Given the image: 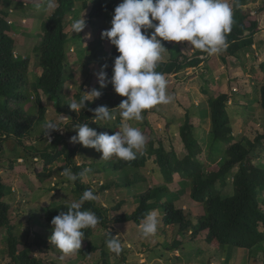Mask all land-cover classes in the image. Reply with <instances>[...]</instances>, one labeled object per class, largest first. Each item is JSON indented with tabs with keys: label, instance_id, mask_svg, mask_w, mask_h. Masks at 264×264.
<instances>
[{
	"label": "rangeland",
	"instance_id": "1",
	"mask_svg": "<svg viewBox=\"0 0 264 264\" xmlns=\"http://www.w3.org/2000/svg\"><path fill=\"white\" fill-rule=\"evenodd\" d=\"M83 1H76L73 13L67 19L70 40L65 59L67 66V77L64 82L66 99L63 102L65 109L71 102H80V97H77L76 93L85 97L93 89L102 92L109 90L108 86L100 87L97 73L101 70L105 71V59L112 44L107 39L100 42L99 38L104 29L107 30L111 27L114 13L110 12L107 19L101 17L90 19L91 0L87 7H83ZM233 1L228 0L232 8ZM25 3L27 4L21 7L14 5L9 7L2 5L1 7L11 13L8 19L16 25L20 40L15 47V55L31 59L29 78L34 82L42 73L39 54L35 47L42 39V33L52 10L45 13L37 9L38 3L34 6L28 2ZM241 8L251 10L252 14L257 13L258 15L261 30L254 36V39H258L255 45L254 43L247 45L240 49L236 55L230 56L225 49L214 55L198 54L197 49L188 48V42L162 41L166 47L162 54V61L172 58L170 48L166 46V43H172L175 45L173 49L175 56L183 53L189 57L188 61L199 57L201 62L198 65L185 66L175 73L164 74L168 80L167 92L174 97L171 103L154 106L149 109L148 116L143 112L142 119L139 121L134 119L126 121L130 126L138 128L142 132L143 121L147 117L153 127L155 139L163 141L168 150L173 147L182 158L187 150L179 134V127L183 124L186 114L189 113L195 126V134L204 148L199 159L204 164L210 165V168L217 166L215 165L217 162H212V158L216 157L217 152L210 147L211 117L208 106L210 95L215 96L222 91L229 94L228 112L232 119V132L231 140L222 145L223 148L243 137L254 140L264 132V109L259 102L260 87L264 84V72L261 69L264 62V39L259 37L263 29V22L260 19L264 14V2L262 0H246L241 4ZM83 15L86 20V28L80 33H73L72 22L82 18ZM152 31L154 30L149 29V35ZM223 53L227 54V63L222 60ZM249 53L250 57H248ZM179 60L182 61V58ZM40 91L43 95V91ZM45 101L48 107L46 119L33 129L32 140L27 142L34 146L33 152L25 150L23 147H19L15 151L7 148L5 144L6 149L0 158V163L3 166L0 169V174L10 189L5 200L12 206V213L16 217V234L22 240L34 244V253L44 260V264H48L50 261H58L62 264H102L101 249L91 252L87 257H84L79 250L61 260V253L49 242L52 228L46 224L44 219L45 210L51 206L78 202L80 194L76 191L75 182L69 181L61 175L60 161H57L49 169H44L36 148L48 146L54 140L53 132L46 133L45 125L49 122L64 127L56 132L67 136L66 125L74 119H78L82 107L78 113L72 110L76 115L74 117V114L58 112L59 107L55 98L48 97ZM98 102L99 98H94L86 101V104L89 106ZM31 106L32 101L28 102L26 108L30 111ZM113 116L112 120H97L90 127L97 132L108 133L109 127L113 126L116 121L115 113ZM79 145L75 160L77 164L92 169V173L84 178V181L96 193L98 203L110 209V218L120 214L134 213L140 204L142 194L148 193L153 188L155 195L158 192V187L165 185L155 156H152L139 169L115 170L114 157L102 160V153L93 148ZM250 155L255 163L264 165V145L258 143ZM181 181L183 179L177 176L176 180L169 185L170 190L166 195L150 200L154 201L151 211L155 210L159 219L157 232L154 236L147 239L142 238L139 232L140 224L134 221H113L109 228H95L92 237L84 238L83 241L91 240L95 245L108 251L111 264H264V242L262 248L254 249L252 256L247 249H235L232 256L227 258L224 248H216L205 241L204 233L195 237L191 232H186L181 237L178 227L172 229L164 226L161 207L163 202H176L178 207L186 210L187 217L194 222H196V216L201 213V205L191 198L188 180L184 181L185 184H182ZM221 188L224 193H232V177H229L227 185ZM260 198L264 199V190L261 192ZM261 204L264 209V203L261 202ZM109 232L112 236H116L121 243L122 252L119 255L110 252L107 248L106 241L110 238ZM38 233L47 241L42 244L40 249L35 244ZM178 238L183 241V244L174 249L170 245ZM0 264H13L8 253V231L6 229L0 232Z\"/></svg>",
	"mask_w": 264,
	"mask_h": 264
},
{
	"label": "trees",
	"instance_id": "2",
	"mask_svg": "<svg viewBox=\"0 0 264 264\" xmlns=\"http://www.w3.org/2000/svg\"><path fill=\"white\" fill-rule=\"evenodd\" d=\"M0 158L2 157L6 146L17 151V148L23 147L30 152L34 146L27 144L32 140V131L46 119L48 110L45 99L55 98L59 107L58 112L74 114L70 107L64 108L65 88L67 66L65 63L67 45L70 40L69 15L77 0H56V8L48 16V22L42 39L35 47L39 54V65L42 73L37 80L32 82L29 78V67L31 59L29 57L15 55V47L18 44L16 25L9 21L10 11L3 6H24L28 2L31 6L39 3V0H0ZM122 0H91L90 19H107L109 13L113 12L116 6ZM245 0L233 1V24L231 31L226 33L227 47L224 48L227 54L236 55L240 49L251 45L254 42V36L261 30L258 15L252 14L251 10H244L241 4ZM89 5V0L83 1V7ZM105 30V29H104ZM103 30V31H104ZM102 31V32H103ZM148 34H149V30ZM102 42V38H99ZM170 48L172 58L160 61L157 65V71L166 73H175L185 66L198 65L201 62L199 57L189 60L186 54L174 55L175 45L166 43ZM198 54L202 52L197 50ZM224 54V55H223ZM222 54V60L227 63V54ZM119 55L115 46L112 45L108 56L105 59V71L108 80L106 81L109 90L101 92L99 102L94 105L86 104L80 111L78 119H74L66 125L67 136L58 132H53L54 140L48 146L40 149L36 148L37 153L42 159L44 169H49L57 161H60V169L70 168L74 173L80 172L84 165L77 164L75 156L78 154L79 143L73 144L69 140L77 133L73 131V125L79 123H88L92 126L94 122V113L89 109L97 106H107L116 115L114 125L109 127L108 134H114L118 131L121 124L119 109L117 108L122 100L127 97L118 95L110 83L112 68L115 58ZM182 58V61L179 60ZM264 72V62L261 65ZM43 91V95L41 91ZM77 97H82L76 93ZM32 101L31 110L26 108L28 102ZM229 94L225 91L218 95H210L208 106L211 117L210 147L215 149L216 157L212 162H217L216 167L204 164L199 156L204 152L200 139L195 134V126L189 113L179 127V134L185 145L187 153L184 157H179L175 149L165 148L164 142L155 139L154 130L148 118H144L142 133L146 137V144L138 153L137 158L132 161H123L114 157L113 166L115 170L125 168L139 169L144 166L148 160L155 156V161L159 165L160 171L165 180V185L158 187V192L154 195L155 189H150L148 193L142 194L140 204L132 214L116 215L110 218L108 207L100 205L98 201H88L82 205V210L95 212L99 217L100 223L97 227L109 228L111 222L134 221L140 224L144 216L151 212L154 207V197L161 198L166 195L169 185L176 180L178 176L182 184L188 180V186L191 190V198L198 205H201V213L196 216V222L187 217L186 210L178 207L176 202L167 201L161 204L163 209L162 221L164 226L177 228L182 237L184 233L191 232L195 237L201 233L205 235V241L216 248H224L227 258L232 256L235 249H247L251 256L255 248L263 247L264 242V209L260 198L264 190V165L255 163L251 157V152L257 144L264 145V132L250 140L243 137L240 140L231 143L226 148L222 145L231 140V116L228 112ZM259 102L264 109V84L260 87ZM148 116L149 109L144 111ZM76 115L74 114V117ZM97 121V120H96ZM169 127V125H167ZM11 141V142H10ZM158 143V145H156ZM223 148V149H222ZM35 149V148H34ZM38 157V156H37ZM218 158V159H217ZM12 166V165H11ZM3 166L0 163V169ZM235 168H237L235 170ZM5 169V168H4ZM229 177H232V193H224L222 188L227 185ZM76 191L80 197L85 190L91 189L83 180L75 182ZM10 192L9 185L2 174H0V232L4 229L8 231V253L13 264H44V260L34 253V244L22 240L15 229L17 223L13 215L12 206L5 197ZM94 192V191H93ZM96 195V193L94 192ZM158 202V201H157ZM121 204V203H120ZM68 205L51 206L45 210L44 219L49 227L51 220L60 214L61 211H67ZM96 227V228H97ZM95 229H85V238H90ZM38 239L35 244L40 249L45 239L38 233ZM179 236V235H178ZM183 244L181 239L172 242L171 247L178 248ZM102 250V264H111L108 251L95 245L91 240L82 242L80 253L87 257L93 251ZM48 264H62L58 261H50Z\"/></svg>",
	"mask_w": 264,
	"mask_h": 264
},
{
	"label": "clouds",
	"instance_id": "3",
	"mask_svg": "<svg viewBox=\"0 0 264 264\" xmlns=\"http://www.w3.org/2000/svg\"><path fill=\"white\" fill-rule=\"evenodd\" d=\"M56 6V0H39L37 9L47 13ZM232 24L233 12L228 0H122L114 9L111 27L101 33V38L109 40L119 53L114 60L110 83L118 95L127 97L117 107L121 124L114 134L97 132L86 122L74 124L73 131L77 134L71 137L70 142L95 149L102 153V160L113 156L123 161L135 160L146 144V137L126 121H139L145 110L169 104L174 99L167 92L165 75L156 70L166 50L162 41L188 42V48L214 55L227 47L226 33L231 31ZM85 28L84 15L71 24L73 33H80ZM149 29L154 30L150 35ZM97 78L101 88L107 86L106 71L97 73ZM101 95V91L93 89L79 103L68 105L78 113L82 106L85 107L86 101ZM89 110L94 113V122L114 119L112 109L107 106ZM45 128L50 134V131L64 127L49 122ZM91 173L89 167L77 173L66 168L61 175L72 182H83ZM96 200L97 196L91 189L85 190L78 202L70 203L67 211H61L51 220L53 228L49 242L61 253V260L82 248L85 229H95L100 223L95 212L82 210L85 202ZM158 224L156 211L147 213L139 225L141 237L147 239L154 236ZM109 236L107 248L119 255L122 252L120 241L110 232Z\"/></svg>",
	"mask_w": 264,
	"mask_h": 264
},
{
	"label": "crops",
	"instance_id": "4",
	"mask_svg": "<svg viewBox=\"0 0 264 264\" xmlns=\"http://www.w3.org/2000/svg\"><path fill=\"white\" fill-rule=\"evenodd\" d=\"M263 2H264V0H262ZM245 2H246V0H245ZM260 21H262L263 22V24H262V26H263V29H262V31H261V34L259 35V37H260V39H264V14H262V16H261V19H260ZM256 36V35H255ZM256 41H258V39L256 40V39H254V45H255V42ZM257 43V42H256ZM248 57H250V53L248 54ZM102 92V91H101ZM186 155V154H185ZM184 155V156H185ZM248 259V258H247ZM235 263H237V262H235ZM247 263V262H246Z\"/></svg>",
	"mask_w": 264,
	"mask_h": 264
}]
</instances>
